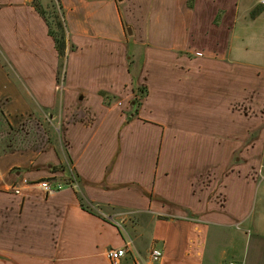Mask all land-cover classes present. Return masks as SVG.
I'll return each instance as SVG.
<instances>
[{"label": "crops", "instance_id": "0c3cea01", "mask_svg": "<svg viewBox=\"0 0 264 264\" xmlns=\"http://www.w3.org/2000/svg\"><path fill=\"white\" fill-rule=\"evenodd\" d=\"M57 1L61 82L44 17L0 0L1 134L27 115L56 131L0 141V264H111L125 246L121 264H264V61L242 32L264 0Z\"/></svg>", "mask_w": 264, "mask_h": 264}, {"label": "rangeland", "instance_id": "374dc122", "mask_svg": "<svg viewBox=\"0 0 264 264\" xmlns=\"http://www.w3.org/2000/svg\"><path fill=\"white\" fill-rule=\"evenodd\" d=\"M30 3L39 5L42 10H44L48 15H50V17H51V13L53 14L56 13V10L57 11L59 10L58 6H60L59 1L57 0H30ZM254 10H257V9L255 8ZM242 28H243L242 32H245V34H247L245 38V45L246 46L249 45V47H251V50L255 51V58L258 59L262 63V61H264V15L256 23L244 24ZM1 60H2V57L0 55V61ZM63 71L61 74L60 82L64 75ZM138 94L142 95L144 93L139 92ZM251 95L250 94L246 95V103H245V112H246V115L250 116V118L252 117V106L249 104V102H252L253 100L252 98L253 96ZM142 99L141 101L144 100ZM27 116L28 117L26 118H21L20 121L14 120L15 129H16L14 135L16 136L12 134V131L10 130V128H7V126H6L7 129H5L4 131V135L1 134L3 130L2 128H0V141L3 137V142L6 145H12L11 141H16V144L20 145L18 146V148L22 147V149H25V148H28V146H30L33 143V144H36V146L38 145L37 146L38 149H44V146L46 144V135L50 134V136L55 135L56 137V131L54 127L50 125V123L47 121V118L45 116H42V117L41 115L37 117H34L32 115H27ZM28 119L32 120V124L28 123ZM33 123L35 124L33 125ZM8 131H11L10 132L11 134L8 133ZM261 132H263V130H261ZM4 138H5V141H4ZM263 170H264V167H263ZM46 180L53 181L54 179L50 178ZM229 263L230 261H227L226 264H229Z\"/></svg>", "mask_w": 264, "mask_h": 264}, {"label": "trees", "instance_id": "16d2710c", "mask_svg": "<svg viewBox=\"0 0 264 264\" xmlns=\"http://www.w3.org/2000/svg\"><path fill=\"white\" fill-rule=\"evenodd\" d=\"M32 5L38 11V13L41 16H43L44 19L46 20V23L48 25L49 35L54 40L55 48L60 60L59 73H58V80L60 81L62 71L65 68V61L67 57V48H68L67 28L64 21L63 9L59 4L60 5L58 6L59 10L58 11L56 10V13L54 14L51 13V17H50V15H48L44 10H42L39 5L36 4H32ZM144 96H145L144 94L142 95L141 94L139 95L138 93L136 94L135 102L137 106L141 105L142 103L141 99L142 98L144 99ZM81 205L85 210L91 211V209L88 206L83 204L82 200H81Z\"/></svg>", "mask_w": 264, "mask_h": 264}, {"label": "built area", "instance_id": "2783aa9c", "mask_svg": "<svg viewBox=\"0 0 264 264\" xmlns=\"http://www.w3.org/2000/svg\"><path fill=\"white\" fill-rule=\"evenodd\" d=\"M25 184H34L39 186L46 194H52L56 191L62 190L65 186L73 187L75 189H79V182L75 178V176L71 177L70 180L66 183H60L56 181H49V180H43L41 182L37 183H31L28 180L23 181ZM14 192L20 193L19 187L13 188ZM127 254V247H122L118 249H114L108 252V258L110 260L111 264H121V260L126 256ZM151 258L153 261L158 262L162 258V252L154 249L151 253ZM229 264H242V263H233L230 262Z\"/></svg>", "mask_w": 264, "mask_h": 264}]
</instances>
